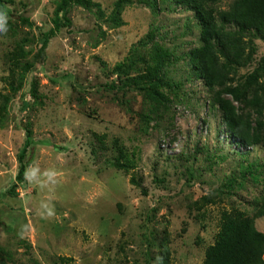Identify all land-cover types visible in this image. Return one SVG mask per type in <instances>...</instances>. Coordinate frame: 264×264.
I'll use <instances>...</instances> for the list:
<instances>
[{"label":"rangeland","instance_id":"obj_1","mask_svg":"<svg viewBox=\"0 0 264 264\" xmlns=\"http://www.w3.org/2000/svg\"><path fill=\"white\" fill-rule=\"evenodd\" d=\"M90 1L91 9H70L71 24L41 60L40 34L54 27L59 0H5L12 15L0 33V93L9 96L0 125V264H153L157 255L164 264H202L222 214L254 216L264 196V128L257 146L230 136L213 106L216 91L190 65L188 53L200 46L193 13L161 0ZM252 40L232 86L264 57V41ZM16 47L20 68L10 60ZM158 49L167 56L152 81ZM118 64L131 66L117 74ZM245 94L247 101H234L239 114L264 126V112L258 118L249 104L253 88ZM162 103L169 112L161 118ZM25 130L32 138L25 161L54 169V186L17 183ZM115 139L135 155L133 169L110 163ZM42 202L53 216L42 214ZM255 225L264 233V217Z\"/></svg>","mask_w":264,"mask_h":264},{"label":"trees","instance_id":"obj_2","mask_svg":"<svg viewBox=\"0 0 264 264\" xmlns=\"http://www.w3.org/2000/svg\"><path fill=\"white\" fill-rule=\"evenodd\" d=\"M154 1L156 2V0ZM223 1L161 0L163 3L177 5L193 13L196 25L200 28V46L188 53L191 68L196 77L203 80L208 89L216 91L213 106L222 112V119L230 136L238 145L257 146L260 142V132L264 128L262 120H257L254 124L250 117L240 115L234 101H247L245 93L253 88V97L249 104L255 109L258 118H261L264 112V83H260V79H264V57L258 67L246 76L242 84L239 83L237 86H232V84L235 81L237 68L245 67L250 60L252 53L248 52V49L253 50L255 47L252 37L264 41V0H233L227 10L218 7ZM74 5L91 9L94 3L90 0H59L53 18L54 27L50 31L40 34L36 55L38 59L43 60L49 42L56 32L71 24L68 14ZM152 8L156 11L157 5L154 3ZM0 9L6 13L7 17L12 15L5 0H0ZM120 13L121 11H118V15ZM20 21L32 26L27 18L20 17ZM18 50L19 47H16V51L10 55V60L13 58L15 65L20 68ZM156 51L158 52L156 53ZM156 51L150 56L153 72L149 71V77L152 81H155L156 74L162 68L163 60L167 56V52L164 50ZM129 66L131 65L118 64L115 67L116 73L120 74L124 67L128 68ZM22 68L25 71H30L32 66L26 63L22 65ZM9 78H12L9 87L13 94H16L19 91V87L16 86V73L12 72ZM230 83L231 85H229ZM256 86H258L257 89ZM153 92L156 94L155 90ZM8 102L9 96H3L0 93V125L6 116ZM23 105L27 108L25 104ZM168 112V106L162 103V108L158 109L157 116L162 118ZM30 135L28 130L24 131L23 146L18 154L17 183L25 179V170L29 166V161H25V158L32 144ZM101 138L104 140L103 137ZM113 146L115 155L110 163L120 170L133 169L136 166L135 155L130 156L126 149L119 145L118 139L113 141ZM249 168H253V166L251 165ZM245 171L250 172L249 169ZM256 172L257 170L250 173L256 177ZM132 182L137 184L135 179H132ZM8 193L16 194V185H13ZM263 217L264 196L256 204L254 216L238 209L224 212L216 240L213 245L207 248L202 264H264V233L260 232L255 225V220ZM163 255L169 256L167 247H165Z\"/></svg>","mask_w":264,"mask_h":264},{"label":"clouds","instance_id":"obj_3","mask_svg":"<svg viewBox=\"0 0 264 264\" xmlns=\"http://www.w3.org/2000/svg\"><path fill=\"white\" fill-rule=\"evenodd\" d=\"M7 32V15L4 12H0V33ZM25 180L29 183H35L41 188L49 187L50 185L54 186L57 182L56 177L58 173L54 169H48L41 171L39 166L30 165L25 170ZM41 207L45 210L47 217L54 215V210L49 206L48 203L42 202ZM153 264H164L163 256L157 255L153 261Z\"/></svg>","mask_w":264,"mask_h":264}]
</instances>
